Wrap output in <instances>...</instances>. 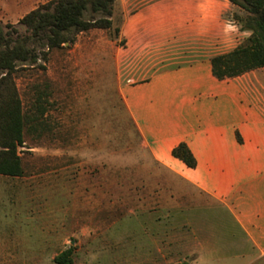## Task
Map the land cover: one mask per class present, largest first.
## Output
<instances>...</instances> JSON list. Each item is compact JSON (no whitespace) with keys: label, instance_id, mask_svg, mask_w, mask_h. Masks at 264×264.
<instances>
[{"label":"crops","instance_id":"crops-1","mask_svg":"<svg viewBox=\"0 0 264 264\" xmlns=\"http://www.w3.org/2000/svg\"><path fill=\"white\" fill-rule=\"evenodd\" d=\"M48 1L0 0V23L18 25ZM238 14L244 11L229 0H116L118 40L99 28L77 38L90 36L88 52L113 64L125 106L154 159L197 196V207L186 211L189 225L198 228L199 254L187 264H264V68L221 81L211 64L251 36ZM181 143L195 168L173 156ZM108 226L105 221L100 229ZM39 239L43 248L32 246L28 235L12 251L28 264L45 259L52 241L46 234ZM172 245L162 251L157 244L156 253L137 255L135 262L183 263ZM12 257L0 241L2 264H13Z\"/></svg>","mask_w":264,"mask_h":264},{"label":"rangeland","instance_id":"rangeland-1","mask_svg":"<svg viewBox=\"0 0 264 264\" xmlns=\"http://www.w3.org/2000/svg\"><path fill=\"white\" fill-rule=\"evenodd\" d=\"M89 38L14 74L25 115L24 174L0 175V241L13 264H28L13 243L30 235L32 246L43 248L42 234L52 241L47 257L30 264H56L52 257L69 248L73 264H137L135 256L173 243L180 262L190 263L199 236L186 208L197 207V196L156 162L125 106L115 67L88 52Z\"/></svg>","mask_w":264,"mask_h":264},{"label":"trees","instance_id":"trees-1","mask_svg":"<svg viewBox=\"0 0 264 264\" xmlns=\"http://www.w3.org/2000/svg\"><path fill=\"white\" fill-rule=\"evenodd\" d=\"M229 1L244 11L235 19L252 34L234 51L211 60L212 72L221 81L264 68V0ZM115 4L116 0H50L25 15L18 25L0 23V175L24 174L19 148L24 144L25 115L14 74L23 66H42L38 63L40 56L47 62L51 50L73 46L80 33L91 29L109 30L110 37L118 40L120 21L114 18ZM87 13L92 16L87 18ZM172 154L190 168L197 166L185 143ZM54 261L73 264L72 248L58 254Z\"/></svg>","mask_w":264,"mask_h":264},{"label":"water","instance_id":"water-1","mask_svg":"<svg viewBox=\"0 0 264 264\" xmlns=\"http://www.w3.org/2000/svg\"><path fill=\"white\" fill-rule=\"evenodd\" d=\"M66 45H68V44H66Z\"/></svg>","mask_w":264,"mask_h":264}]
</instances>
